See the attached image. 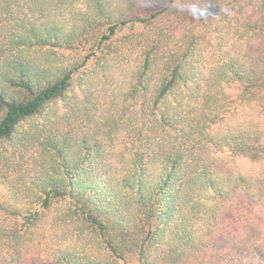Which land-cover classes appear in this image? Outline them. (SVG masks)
I'll list each match as a JSON object with an SVG mask.
<instances>
[{
	"label": "trees",
	"instance_id": "1",
	"mask_svg": "<svg viewBox=\"0 0 264 264\" xmlns=\"http://www.w3.org/2000/svg\"><path fill=\"white\" fill-rule=\"evenodd\" d=\"M0 0V264L264 255V0Z\"/></svg>",
	"mask_w": 264,
	"mask_h": 264
},
{
	"label": "rangeland",
	"instance_id": "2",
	"mask_svg": "<svg viewBox=\"0 0 264 264\" xmlns=\"http://www.w3.org/2000/svg\"><path fill=\"white\" fill-rule=\"evenodd\" d=\"M169 0H151V11L159 8V3H167ZM4 189L0 188V200L4 199ZM214 252L220 258V262L231 264H264V255L259 252L242 250L230 239H218L214 244ZM135 264V263H131Z\"/></svg>",
	"mask_w": 264,
	"mask_h": 264
}]
</instances>
